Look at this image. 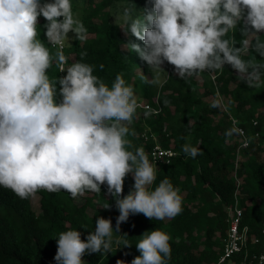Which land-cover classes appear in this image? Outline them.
I'll use <instances>...</instances> for the list:
<instances>
[{"label":"clouds","instance_id":"1","mask_svg":"<svg viewBox=\"0 0 264 264\" xmlns=\"http://www.w3.org/2000/svg\"><path fill=\"white\" fill-rule=\"evenodd\" d=\"M149 2L152 7L143 9V17L134 14L136 7H124L116 20L129 37L127 48L154 73L163 70L165 62L182 79L230 65L249 88L264 84V65L242 58L250 50L249 41L237 47L229 37L242 24V35L255 37L253 50L264 57V41L259 38L264 33V0ZM41 16L46 21L45 39L40 38ZM69 33H74L71 39L87 40V28L74 13L72 0H0V186L20 199L41 190L64 191L77 199L87 192L99 193L106 185L119 211L115 230L111 219L98 217L86 239L74 229L60 232L56 239L57 264H85L86 253H109L114 243L132 246L124 238L127 234L113 240V232H120L130 214L174 219L183 211V196L167 177L153 190L157 165L143 148L130 150L128 125L139 107L133 87L122 74L109 87L94 75L93 65L69 64L63 51L70 43ZM54 62L66 75L49 76ZM182 151L191 158L200 154L190 144ZM128 174L133 190L124 196ZM170 239L160 229L146 231L135 245L140 255L131 264H167Z\"/></svg>","mask_w":264,"mask_h":264},{"label":"trees","instance_id":"2","mask_svg":"<svg viewBox=\"0 0 264 264\" xmlns=\"http://www.w3.org/2000/svg\"><path fill=\"white\" fill-rule=\"evenodd\" d=\"M117 3L122 4V11L124 7H136L134 14L139 13L141 17L145 15L143 9L152 7L149 0H82L81 21L88 31L87 40L71 39L64 54L69 64L82 61L93 65L94 75L109 87L116 75L122 74L133 87L137 102L160 107L158 114L137 109L126 138L130 150L143 148L150 161L155 143L145 141L142 137L145 132L154 135L162 148L176 153L169 165L157 166V179L151 187L154 190L167 177L180 189L183 211L174 219L163 221L130 214L121 223L120 231L121 235L127 234L124 238L130 241L131 247L119 245L109 253H86L82 259L85 264H117V261L131 264L140 255L135 245L141 236L146 231L160 229L171 237L167 264H218L231 225L229 209L236 190L232 172L238 141L232 133L226 107L246 128L251 141L250 148L243 152L239 168L242 180L239 200L243 211L240 230L247 228V242L241 253L223 263L243 264L246 255L258 254L264 245V84L249 88L230 65H225L222 71L182 79L167 62L162 65L167 68V78L157 83L147 63L127 48L129 37L120 28L122 24L112 22L111 10ZM45 23L41 16V39H45ZM242 26L229 37L237 47L247 39L250 50L242 58L264 65V57L253 50L255 37L242 35ZM259 38L264 41V33ZM131 40L143 47L142 41L135 37ZM55 51L52 48L53 54ZM81 53L86 55L82 58ZM48 74L52 78L66 75L60 73L55 62ZM261 79L264 80V68H261ZM215 102L220 106L212 107ZM253 121L258 122L256 127ZM255 132L260 133L258 139H254ZM184 144L197 147L200 154L195 158L187 156L182 151ZM133 184L132 174H128L124 196L133 190ZM36 194L40 195V212L33 210L32 197L20 199L0 186V264H57L54 256L60 232L74 229L86 239L94 231L98 217L111 219L113 224L119 216L115 199L108 194L106 185L101 186L99 193L87 192L77 199L64 191L41 190ZM106 205L110 207L103 208ZM89 210L93 211L92 215ZM254 237L260 238V244L255 243Z\"/></svg>","mask_w":264,"mask_h":264},{"label":"built area","instance_id":"3","mask_svg":"<svg viewBox=\"0 0 264 264\" xmlns=\"http://www.w3.org/2000/svg\"><path fill=\"white\" fill-rule=\"evenodd\" d=\"M48 2H51L49 0ZM67 43L65 44V47L63 51L66 49ZM55 49V48H54ZM214 79V77H213ZM138 109L143 111L152 112L154 114H158L160 112V107L157 108L153 107L150 104H145L142 102H138ZM224 110L226 114L229 116V120L231 122V129L232 133L238 141V147L236 150V159L234 163V168L232 172V176L235 180L236 190L234 194V202L233 205L230 207L229 211L231 214V225L230 229L228 231L227 237L224 240V246H223V253L220 257V260L218 264H223L225 261L231 259L233 256H235L238 253H241L243 249L246 246L247 242V228H244V230H240V224L242 222L243 218V211L240 207V195L239 191L241 189L242 180L239 176V168L240 164L243 160V152L250 148L251 141L250 137L247 133L246 128L239 122L237 118H235L229 111L224 107ZM258 125L257 121H253V126L256 127ZM142 137L145 139L146 142H149L150 140H153L155 143L154 148L151 152V162L156 164L157 166L161 164L169 165L171 163V160L176 156V153L171 149H164L162 148L157 138L154 135H149L148 132H145ZM260 137L259 132L254 133V139H258ZM171 154V155H169ZM262 235L264 236V229L262 230ZM255 243L260 244V238L254 237L253 239ZM248 259L249 263H248ZM243 264H264V245L261 252L258 254L253 255L252 257L245 256V260Z\"/></svg>","mask_w":264,"mask_h":264},{"label":"rangeland","instance_id":"4","mask_svg":"<svg viewBox=\"0 0 264 264\" xmlns=\"http://www.w3.org/2000/svg\"><path fill=\"white\" fill-rule=\"evenodd\" d=\"M82 0H74V6L73 8L74 13L76 14L77 18L79 20H81V16H82ZM122 4L121 3H117L113 9L111 10V14H112V22L116 23V24H122L121 21H117L116 17L118 14H120L122 12ZM137 15H139V13H137ZM74 36V33H70L69 37H70V41L71 42V38ZM69 44V43H67ZM163 70L159 71L158 73H154V78L156 80L157 83L161 84L163 83L168 75V71L167 68L162 66ZM31 203H32V208L35 212H40V195L36 194L34 197L31 198ZM90 215L93 214L92 210L88 211ZM113 229L115 230L116 227V223H113ZM121 235V231L119 233H116L115 231L113 232V240L115 241L116 239H118ZM118 247L117 245H113V248Z\"/></svg>","mask_w":264,"mask_h":264}]
</instances>
